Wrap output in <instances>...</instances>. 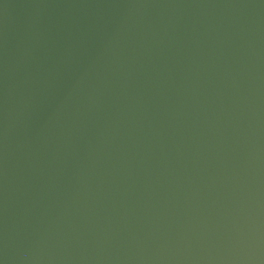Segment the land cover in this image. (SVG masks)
I'll list each match as a JSON object with an SVG mask.
<instances>
[{
	"label": "water",
	"instance_id": "95a60500",
	"mask_svg": "<svg viewBox=\"0 0 264 264\" xmlns=\"http://www.w3.org/2000/svg\"><path fill=\"white\" fill-rule=\"evenodd\" d=\"M0 264H264V0H0Z\"/></svg>",
	"mask_w": 264,
	"mask_h": 264
}]
</instances>
